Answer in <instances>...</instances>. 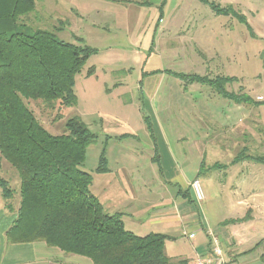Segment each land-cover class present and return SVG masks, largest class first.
Listing matches in <instances>:
<instances>
[{"label":"rangeland","instance_id":"obj_1","mask_svg":"<svg viewBox=\"0 0 264 264\" xmlns=\"http://www.w3.org/2000/svg\"><path fill=\"white\" fill-rule=\"evenodd\" d=\"M207 1L232 5L257 36L252 38L232 14L216 15L201 0H166L159 23L156 8L130 6V21L123 24L77 17L71 9L75 0H36L35 10L23 16V22L31 28L61 26L56 32L60 39L77 43L79 37L96 52L75 76V105L49 107L41 100L24 101L53 134L61 133L72 116H79L95 133L82 169L94 174L101 152L106 166L114 170L134 157V177L150 178L148 185L142 184L151 195L149 206L134 202L139 213L136 220L124 218L125 227L141 236L150 232L171 236L165 241L171 264H192L204 242L203 232L192 223L198 216L215 234L236 231L233 239L225 234L226 244L216 234L232 264H264V164L253 161L264 155V0ZM156 23L165 30L163 35L159 31L154 35ZM89 67L93 72L87 74ZM171 71L202 80L235 76L223 90L259 102L235 108L234 99L225 100L207 82L183 81ZM229 103L234 104L232 110ZM226 112L231 119H224ZM199 134L206 148L216 150L205 152L209 165L202 172L208 173L199 180L206 197L200 205L181 181L199 168ZM235 156L240 161L232 162ZM0 159L7 167H0V176L17 189L16 171L1 155ZM139 183H134L136 188L142 187ZM248 188L257 193L242 196ZM14 195L12 208L19 199ZM142 197L147 198L144 192ZM3 200L0 190V203ZM192 230L196 236L188 238ZM45 246L42 258L62 253L57 258L60 264H76L69 263L72 257L92 263L87 257Z\"/></svg>","mask_w":264,"mask_h":264},{"label":"trees","instance_id":"obj_2","mask_svg":"<svg viewBox=\"0 0 264 264\" xmlns=\"http://www.w3.org/2000/svg\"><path fill=\"white\" fill-rule=\"evenodd\" d=\"M201 1L217 14L244 21L231 6ZM35 6L36 0H0V155L19 178L18 205L12 208L15 191L0 177L2 196L10 198L6 205L15 212L7 241H42L87 257L92 264H171L165 252L168 235L133 233L124 226L121 213L106 212L91 193L92 173L82 169L86 148L96 138L88 125L72 116L61 133L53 134L26 105L24 100H41L49 107L75 105V76L96 52L79 37L77 43L60 39L56 32L61 26L51 30L28 26L22 17ZM92 72L89 67L87 74ZM172 73L190 83L202 80L194 74ZM231 79L235 78L217 75L202 81L238 103L253 101L226 93L224 84ZM254 161L264 164V155ZM107 169L101 152L94 171Z\"/></svg>","mask_w":264,"mask_h":264},{"label":"crops","instance_id":"obj_3","mask_svg":"<svg viewBox=\"0 0 264 264\" xmlns=\"http://www.w3.org/2000/svg\"><path fill=\"white\" fill-rule=\"evenodd\" d=\"M75 1L77 2V4L74 6L71 5V9H72V11H74L76 13L77 17L84 18L87 20H91L92 18H100V23H102V22L106 23L107 21H109L112 23H119V24H123L125 22L130 21L129 20V18H130L129 15H130V10H131L130 6L140 7V8H145V7L156 8L157 18H158L157 23H159L161 21V17H162V13H163V11H162L163 6L166 2V0H131V1H129V0H75ZM140 1L142 3H138ZM210 2H212V1H210ZM69 3H70V1H69ZM215 4H217L219 7H228V6L230 7L231 6L232 8H234L232 5L221 6L219 3H215ZM237 11L240 13L239 10H237ZM214 13L216 15H223V14H217L215 11H214ZM225 16H228V15H225ZM232 18H234V17H232ZM235 19L238 22H240L246 26V28H247V30H248V32L252 38L257 36V34H255V32L253 31L249 22L247 21V18L244 15H243V19H244L243 22L239 21L237 18H235ZM89 22L92 24L95 23L93 21H89ZM157 23L155 24V28H154V35L158 31H159V33H162V35H163V32L165 30L159 29ZM181 43H182V41H181ZM177 45L184 47V44H178L177 43ZM151 46H154V39H153V43ZM150 49H151V47H150ZM231 77H235V76H231ZM222 98L230 101V99H228L226 97H222ZM256 99H253L252 103L257 106V104H255V103H258L259 101H257ZM234 104L236 105L235 108H238L239 106H242V104H246V103L234 102ZM234 104H232V105L234 106ZM232 105H230V103H229V107L230 106L232 107ZM232 109H233V107L231 108V110ZM228 113L230 114V112L225 113L224 119H226L225 116H227L228 119H231V117L228 116ZM199 135H200V138L197 141V151L199 152V155L200 154L202 155L201 160L199 162V168L192 175L186 177V180H184L183 178L181 180L182 185L186 188L187 192L188 191L191 192L193 199L198 203V205H200L201 201L204 199V197H206L205 192L203 191V189L201 187V182L199 180V178L201 176H204L205 174L208 173V171H205L204 173L202 172L204 165H206V168H207V165H209V164H206L205 152H207V151L212 152V153L216 152V150H211L210 147H209V149H208V147L206 148L207 145H205V143H207V142L204 140V138L201 137V134H199ZM202 144H204V145H202ZM213 145L216 146L217 143L214 142ZM237 154H239V152ZM236 156H235V159H236ZM251 160H253V159H251ZM235 161L238 162L240 160H237V159L232 160V162L236 163ZM1 162H2V159H0V167H4L7 169V167L5 165H3V163H1ZM254 163H258V162L254 161ZM260 164H262V163H260ZM136 165H137V161L134 160V157H130L127 161L122 162V164L120 166L117 165L116 170H114V167L107 166L108 169L105 172H99V173L95 172L94 174L92 173V183L90 185L91 193L99 199L100 203L102 204V206L106 212H108V213H114V212L121 213V215H122L121 218H122V221L124 223V226H125L124 218L131 219L132 221L136 220V217H137L136 215L139 213V209L136 205H138L140 203H146L147 206H149L148 198L151 195V189L143 187V184L145 183L144 185H148L149 184L148 180H150V178L149 177L148 178H146V177L135 178L134 172L132 171V169L135 168ZM213 166H215V168L218 167V165L216 166V163H214ZM99 176H100V179H99V182H97L96 180ZM0 177L5 179L8 182V180L6 178H4L2 176H0ZM194 177H197L196 179H194V181L195 180L198 181L201 192H202L203 197L201 200L197 199L195 192H194L192 185H191V180ZM139 181H140L139 184H141L142 187L136 188V185H134V183L139 182ZM0 190H1V188H0ZM14 190H15V193H16V196L18 199V195H17L18 188L14 189ZM140 192H141V194H140ZM143 192L147 198L142 197ZM256 193H257V191L255 189H249L248 188V189H246V195H242V196H247V195L251 196L252 194H256ZM1 195H2V192H1ZM14 196L15 195H13V197ZM178 196H179V194H178ZM179 198L182 200V199H185V196H183V197L181 196ZM9 201H10V198L9 199L4 198L3 202L0 203V264H53V263L60 264L61 262H59L57 258L60 256V254L62 255V253H57V255H58V256H56L57 258H55V256H51L48 258H42L44 253L47 252L46 251L47 247L45 246L46 245L45 243H44L45 245H42V244L38 243L40 241L22 242V243H10L7 241L6 235H5L6 231L8 230V228L10 227V225L12 224V222L15 218L14 210L8 209V207L6 205V203ZM134 202H136V205ZM150 202L152 203V201H150ZM156 203L158 204V202H156ZM160 208H161V210L163 209L161 207V205H160ZM239 219L241 220L242 218H239ZM226 220H228V219H226ZM226 220L221 221L220 223L224 224ZM192 223L195 224L196 229H199L203 232L204 242L201 243V245L199 244L200 246H198L199 250L197 253V254H200L206 250V246H207L206 230L209 226L207 225L206 228L203 227L199 216H198V218L193 220ZM233 230L234 229L231 228V229L224 230L222 234L219 232H217L216 234L219 236V238H221V241L222 240L225 241V244H226V240H228V238L225 236V234L228 233V236L233 239V234L236 236V231L233 232ZM195 231L192 230L189 232V233H194L193 238H195V236H196ZM169 238H171V236H169ZM49 247H51V246H49ZM51 248H55V247H51ZM52 250H54V249H52ZM55 252H58V251H55ZM225 254H226V252H225ZM77 256H79V255H77ZM226 256L228 257L227 254H226ZM72 261H75L76 264H92V263L84 262L85 259H82L81 257H72L71 261H69V263H71Z\"/></svg>","mask_w":264,"mask_h":264},{"label":"built area","instance_id":"obj_4","mask_svg":"<svg viewBox=\"0 0 264 264\" xmlns=\"http://www.w3.org/2000/svg\"><path fill=\"white\" fill-rule=\"evenodd\" d=\"M198 200L202 199V192L197 180L191 183ZM194 233H189L188 238H193ZM207 246L203 253L197 254L192 264H232L231 259L226 256L220 239L214 231L208 227L206 230Z\"/></svg>","mask_w":264,"mask_h":264}]
</instances>
